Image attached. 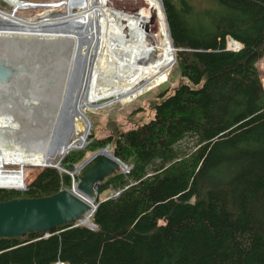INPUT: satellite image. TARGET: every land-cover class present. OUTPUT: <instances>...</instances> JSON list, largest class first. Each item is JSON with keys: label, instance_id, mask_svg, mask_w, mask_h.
<instances>
[{"label": "trees", "instance_id": "trees-1", "mask_svg": "<svg viewBox=\"0 0 264 264\" xmlns=\"http://www.w3.org/2000/svg\"><path fill=\"white\" fill-rule=\"evenodd\" d=\"M162 1L180 83L153 100V117L91 133L63 171L40 170L26 190L0 188V201L52 196L72 186L67 171L109 146L129 172L101 182L96 227L0 237V264H264V0H213L201 12ZM228 37L243 48L227 49Z\"/></svg>", "mask_w": 264, "mask_h": 264}, {"label": "bare ground", "instance_id": "bare-ground-1", "mask_svg": "<svg viewBox=\"0 0 264 264\" xmlns=\"http://www.w3.org/2000/svg\"><path fill=\"white\" fill-rule=\"evenodd\" d=\"M4 1L0 38H65L71 47L63 97L43 145L33 152L0 147V187L19 189L26 186L32 167L57 165L55 156L83 147L89 134L85 110L164 80L174 62V47L160 0H140L136 12L116 9L108 0ZM29 10V16L20 14ZM230 44L237 46L234 40ZM0 128L15 130L16 120L0 116ZM79 194L93 208L94 200Z\"/></svg>", "mask_w": 264, "mask_h": 264}, {"label": "rangeland", "instance_id": "rangeland-1", "mask_svg": "<svg viewBox=\"0 0 264 264\" xmlns=\"http://www.w3.org/2000/svg\"><path fill=\"white\" fill-rule=\"evenodd\" d=\"M160 1L162 10L165 12L163 1ZM187 1L199 12L211 8L213 4V0ZM108 4L126 12H136L141 6L140 0H108ZM5 6V1L0 0V8ZM20 14L29 16L31 11H21ZM200 17L204 18L200 15H194L193 18ZM203 21L204 29H209L211 21L208 19ZM40 39L42 38L30 37L28 40L0 38V116L14 118L17 124L15 130L0 128V147L18 148L22 146L29 151H37L43 145L55 120L68 75L66 67L71 47L65 38L62 40ZM228 43L227 39V49L230 48ZM173 61L164 80L153 82L133 96L118 99L107 98L100 101V107L85 110L84 115L89 123V134L85 143L91 133H95L97 138H104L111 134L112 125H116L121 130H129L149 121L154 115L151 106L153 100L157 99L158 95L166 89L171 92L180 83V75L176 70L175 48ZM258 68L264 87V58L259 61ZM86 144L68 152L82 149ZM179 147L187 152L194 147V140L188 137L179 143ZM66 155L55 156L54 163L61 158L63 160ZM49 167L52 166L32 167L26 173L27 183L24 188L8 187L5 189L26 190L32 177L40 170ZM116 192L114 191L113 195Z\"/></svg>", "mask_w": 264, "mask_h": 264}, {"label": "water", "instance_id": "water-1", "mask_svg": "<svg viewBox=\"0 0 264 264\" xmlns=\"http://www.w3.org/2000/svg\"><path fill=\"white\" fill-rule=\"evenodd\" d=\"M108 147L92 153L78 167L77 191L94 201L102 181L121 169H127ZM61 162L62 158L52 166L61 170L57 167ZM95 209L96 205L92 208L80 194L68 189L48 197L0 201V237L24 236L33 231L46 232L57 225L73 222L83 224V218L91 216ZM84 225L92 229L96 227L91 222Z\"/></svg>", "mask_w": 264, "mask_h": 264}, {"label": "built area", "instance_id": "built-area-1", "mask_svg": "<svg viewBox=\"0 0 264 264\" xmlns=\"http://www.w3.org/2000/svg\"><path fill=\"white\" fill-rule=\"evenodd\" d=\"M236 42V41H235ZM236 44H237V46H232L231 44H230V41H229V43H228V46L230 45V48H228L229 50H233V51H238V50H240V49H242L243 48V45L242 44H240V43H238V42H236ZM72 177H73V182H72V186H71V188H70V190L73 192V193H76L77 194V190H76V186H77V181H76V175H78L79 174V169H78V167L76 166L75 167V170L74 171H67ZM125 172H129V168H127L126 170H125ZM62 189H63V187H62ZM119 194V191L118 192H116L115 193V195H118ZM114 195V196H115ZM45 236H49V234H46ZM58 264H65L64 262H57Z\"/></svg>", "mask_w": 264, "mask_h": 264}]
</instances>
